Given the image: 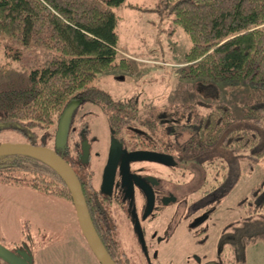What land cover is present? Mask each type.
Returning <instances> with one entry per match:
<instances>
[{"label":"trees","instance_id":"obj_1","mask_svg":"<svg viewBox=\"0 0 264 264\" xmlns=\"http://www.w3.org/2000/svg\"><path fill=\"white\" fill-rule=\"evenodd\" d=\"M125 2L0 0V60H26L29 78L25 89L0 92V135L12 130L28 145L45 146L47 138L40 134L59 120L70 103L121 104L90 84L115 67L119 55L116 10ZM166 4L191 41L184 57L189 63L183 70L185 78H202L207 83L228 79L255 86L245 105V119H236L225 104L187 118L196 130L190 142L193 149L200 155L218 148L234 159L246 153L253 161L264 157V0H166ZM126 62L121 59L120 66ZM65 147L73 152L79 148L68 142ZM229 175L214 185L216 200L226 196ZM0 182L73 201L63 176L39 158L0 157ZM260 192L254 188L239 202L246 210L241 220L264 221Z\"/></svg>","mask_w":264,"mask_h":264},{"label":"rangeland","instance_id":"obj_2","mask_svg":"<svg viewBox=\"0 0 264 264\" xmlns=\"http://www.w3.org/2000/svg\"><path fill=\"white\" fill-rule=\"evenodd\" d=\"M116 14L119 17V55L115 67L100 74L91 86L106 91L117 103L133 102L137 97L155 116L163 113L167 120L181 112L183 116L178 117V123H185L188 117L205 113L218 104L227 105L236 119L246 118L245 105L254 90L253 83L228 79L207 83L202 78H185L183 70L189 63L184 62V57L191 41L175 23L166 0H126ZM121 59L127 61L126 66H120ZM28 84L26 60H0V92L22 90ZM92 105L86 103L77 116L89 111L84 115L90 121L91 131L84 139L100 145L106 152L108 122L105 114ZM195 131V128L184 129V140L193 137ZM40 135L47 138L45 146L53 149L55 130L50 127ZM4 144L27 143L15 131L7 130L0 135V146ZM245 155L234 159L218 148L199 155L192 147L184 153V160L187 171L191 169L197 177L188 172L185 181L194 179V184H200L206 178L207 186L213 187L230 173L225 182L229 189L226 196L220 200L215 197L216 212L209 244L217 248L221 230L227 227L235 264H264V221L258 218L241 220L246 218V210L238 206L254 188L264 194V157L253 161L249 153ZM250 163L253 166L246 169ZM27 188L3 187L0 182V243L9 250L23 248L24 252L28 251L34 259L33 264H100L89 247L90 253L81 246L83 242L76 232L79 226L72 201ZM194 252L199 254L200 251L194 248ZM183 257L184 254L180 259Z\"/></svg>","mask_w":264,"mask_h":264},{"label":"flooded vegetation","instance_id":"obj_3","mask_svg":"<svg viewBox=\"0 0 264 264\" xmlns=\"http://www.w3.org/2000/svg\"><path fill=\"white\" fill-rule=\"evenodd\" d=\"M134 99L109 107L92 105L105 114L108 122L106 152L84 139L91 131L84 115L89 111L78 117L86 104L78 106L74 102L51 126L55 130L54 148L36 147L54 151L72 168L95 231L115 264H235L227 227L221 230L217 248L209 244L216 212L214 186L208 187L206 178L200 184H194V179L185 181L188 172L197 177L191 169L187 171L184 160V153L193 146L192 137L184 140L183 130L194 125L187 120L178 123L181 112L175 113L172 120L163 113L155 116L145 103L140 104L139 98ZM66 142L76 143L79 148L73 152L65 147ZM140 152L156 153L164 161L136 160ZM111 155L115 162L108 169ZM72 203L81 246L95 256ZM183 254L185 257L180 259ZM0 264L6 263L0 260Z\"/></svg>","mask_w":264,"mask_h":264},{"label":"water","instance_id":"obj_4","mask_svg":"<svg viewBox=\"0 0 264 264\" xmlns=\"http://www.w3.org/2000/svg\"><path fill=\"white\" fill-rule=\"evenodd\" d=\"M66 112L63 114L62 123L65 122ZM83 152L85 156L87 155V147L86 144L83 145ZM6 155H25L34 158H39L48 164H50L53 168H55L65 179L69 190L71 191L72 199L75 204L78 218L80 221V225L82 231L88 241L90 248L93 253L97 257V259L101 262V264H115L106 249L104 248L101 240L99 239L95 228L91 222L89 212L87 209L86 201L83 195V191L79 180L72 168L54 151L45 148V147H36L32 145H23V144H4L0 146V157ZM150 160L163 162L164 159L162 156L156 153L150 152H140L137 153L136 160ZM115 160L112 155L109 160L108 169L113 166ZM0 260L6 264H33V258L29 254L28 251H18L12 252L11 250L5 248L0 243Z\"/></svg>","mask_w":264,"mask_h":264},{"label":"crops","instance_id":"obj_5","mask_svg":"<svg viewBox=\"0 0 264 264\" xmlns=\"http://www.w3.org/2000/svg\"><path fill=\"white\" fill-rule=\"evenodd\" d=\"M2 184H3V187H4V185H6V186L8 185V184H4V183H2ZM9 186H13V185H9ZM15 187H18V188H19V187H21V186H15ZM22 187H27V186H22ZM27 189H29V190H31V191H34L33 189H31V188H29V187H28ZM27 189H26L25 191H27ZM35 192H36V191H35Z\"/></svg>","mask_w":264,"mask_h":264}]
</instances>
